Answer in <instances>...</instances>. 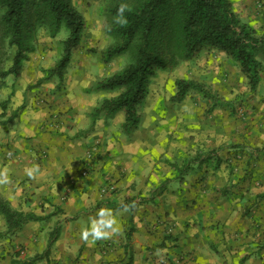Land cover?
<instances>
[{
	"label": "crops",
	"instance_id": "obj_1",
	"mask_svg": "<svg viewBox=\"0 0 264 264\" xmlns=\"http://www.w3.org/2000/svg\"><path fill=\"white\" fill-rule=\"evenodd\" d=\"M11 76L0 78V170L11 179L0 194L40 218L5 237L0 264H264V168L234 169L223 150L200 159L190 177L154 183L142 119L126 135L114 116L93 119L100 103L85 88L27 93ZM94 146L100 154L89 160ZM35 165L42 175L32 180L24 170ZM105 174L117 192L105 193ZM101 208L113 211L121 232L89 246L81 233Z\"/></svg>",
	"mask_w": 264,
	"mask_h": 264
},
{
	"label": "rangeland",
	"instance_id": "obj_2",
	"mask_svg": "<svg viewBox=\"0 0 264 264\" xmlns=\"http://www.w3.org/2000/svg\"><path fill=\"white\" fill-rule=\"evenodd\" d=\"M71 1L84 16L86 27L80 45L72 52L64 78H59L51 70L63 55V42L68 37L69 30L63 25L59 33L53 36L49 21H36L41 11L35 6L38 0H29V17L25 30L27 58L23 62L21 75H12L10 78L13 79L14 86L19 83L26 92L49 86L55 93H61L72 84L76 87L75 94L81 93V87L85 88L86 93H90L89 89L98 80L111 76L134 62V49L117 54L110 60L106 59L104 50L118 42L108 31L114 20L106 9L108 0ZM232 3L243 22L258 33H264V0H232ZM1 15L2 10L0 71H3L12 65L17 47L9 44ZM180 78L208 83L225 98V103L218 109L211 110V104L197 93L190 94L180 103L174 102L171 97L176 90V80ZM67 79L70 81L67 82ZM115 94L101 91L84 96L92 104H97L105 97ZM26 102L25 98L23 107ZM141 112L143 130L140 133L143 138L148 136L147 145L151 147L152 171L156 178L154 183L160 180L165 182V186L177 183L183 165L188 166L182 175L186 178L187 172L197 167L201 156L206 157L217 151L222 153L223 150L229 151V164L234 169L241 167L240 165L243 168L254 166L259 170L264 168V72L260 85L254 92L235 62L218 50L204 49L194 60L182 61L176 67L159 71L149 83V94ZM123 114L120 111L113 115L115 123L121 129L125 116ZM105 176V193L117 192V182L112 176ZM257 179L263 182L264 175ZM4 228V217L0 214V231ZM173 228L175 227L170 225L168 229L172 232ZM4 239H0V244Z\"/></svg>",
	"mask_w": 264,
	"mask_h": 264
},
{
	"label": "trees",
	"instance_id": "obj_3",
	"mask_svg": "<svg viewBox=\"0 0 264 264\" xmlns=\"http://www.w3.org/2000/svg\"><path fill=\"white\" fill-rule=\"evenodd\" d=\"M122 3L129 6L125 12L128 22L120 25L113 20L108 31L118 42L104 52L106 59L110 60L117 54L134 49L135 60L111 76L98 80L89 89L90 93H116L105 97L95 107L91 114L93 119L111 118L123 111V132L133 134L141 123V107L148 97L151 79L161 70L198 58L204 49L218 50L227 55L246 76L251 90L255 92L259 87L264 72V33H258L242 21L232 0H108L106 9L113 19ZM28 6L29 0H0L6 36L9 44L17 47L12 65L0 71L2 79L9 75L19 77L22 73L23 62L27 58L25 30ZM35 6L41 9L36 21H49L53 36L63 25L69 30L63 42V55L51 70L62 79L72 52L81 43L86 20L71 0H38ZM192 93L207 100L211 110L225 103V98L208 83L186 78L176 80L171 100L180 103ZM201 160L208 161V156ZM187 168L183 165L179 179L183 178ZM0 214L5 220V230L0 231V239L17 235L30 221L40 218L34 212L15 208L1 194ZM51 242L52 239L49 246Z\"/></svg>",
	"mask_w": 264,
	"mask_h": 264
},
{
	"label": "clouds",
	"instance_id": "obj_4",
	"mask_svg": "<svg viewBox=\"0 0 264 264\" xmlns=\"http://www.w3.org/2000/svg\"><path fill=\"white\" fill-rule=\"evenodd\" d=\"M129 10L127 4L122 3L117 11L114 20L120 25L126 24L127 18L125 12ZM25 174L29 179L36 180L40 175H42L41 169L38 165L25 168ZM11 184V179L9 176V170L4 168L0 170V185ZM135 207V202L131 205L125 206V211H131ZM121 232L119 222L116 215L110 209L101 208L95 217L90 221V228L84 229L81 233L82 240L89 246L95 245L98 241L112 239L118 236Z\"/></svg>",
	"mask_w": 264,
	"mask_h": 264
},
{
	"label": "built area",
	"instance_id": "obj_5",
	"mask_svg": "<svg viewBox=\"0 0 264 264\" xmlns=\"http://www.w3.org/2000/svg\"><path fill=\"white\" fill-rule=\"evenodd\" d=\"M96 152H97V147L96 146L92 147L87 153L88 159L92 160L94 153H96ZM82 174H83V176L88 175V170L85 169Z\"/></svg>",
	"mask_w": 264,
	"mask_h": 264
}]
</instances>
